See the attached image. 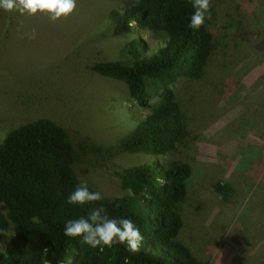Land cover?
Instances as JSON below:
<instances>
[{"label": "rangeland", "instance_id": "374dc122", "mask_svg": "<svg viewBox=\"0 0 264 264\" xmlns=\"http://www.w3.org/2000/svg\"><path fill=\"white\" fill-rule=\"evenodd\" d=\"M192 1L215 46L200 79L172 85L189 133L161 159L191 167L179 239L202 264H264V0ZM130 3L0 0V143L37 118L57 122L77 149L90 146L74 169L100 197L127 193L124 170L157 158L120 145L151 108L138 106L122 81L90 69L124 61L131 37L145 41L146 53L164 45L162 35L122 28ZM158 102L152 97L151 107ZM218 182L228 186L225 196ZM6 221L1 248L14 232Z\"/></svg>", "mask_w": 264, "mask_h": 264}, {"label": "trees", "instance_id": "16d2710c", "mask_svg": "<svg viewBox=\"0 0 264 264\" xmlns=\"http://www.w3.org/2000/svg\"><path fill=\"white\" fill-rule=\"evenodd\" d=\"M120 20L124 30L137 25L162 35L164 45L146 53L145 41L131 37L121 48L124 61L90 69L122 81L138 106L151 108L120 145L157 158L124 170L127 193L100 197L74 169L90 146L77 149L47 117L12 129L0 143V202L8 209L0 213V264H202L179 239L191 167L161 157L189 133L172 85L204 75L213 36L192 0H131ZM152 97L159 102L151 107ZM214 188L229 191L219 182ZM6 219L14 232L1 248Z\"/></svg>", "mask_w": 264, "mask_h": 264}]
</instances>
